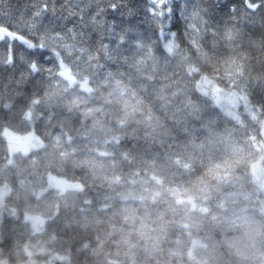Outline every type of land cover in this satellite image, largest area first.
Wrapping results in <instances>:
<instances>
[{"label": "trees", "instance_id": "1", "mask_svg": "<svg viewBox=\"0 0 264 264\" xmlns=\"http://www.w3.org/2000/svg\"><path fill=\"white\" fill-rule=\"evenodd\" d=\"M237 29L243 39H228ZM222 32L124 68L121 86L93 79V91H60L31 115L0 113V264H264V192L252 170L264 152V109L254 107L264 56L258 62L247 40L264 32V6L256 16L238 9ZM219 89L235 94L260 153L228 143ZM28 135L40 147L11 154L8 137ZM218 169L240 179V193ZM53 179L79 188L61 192ZM237 210L254 219L248 234L229 227ZM27 217L42 220L39 233ZM248 241L256 251L240 252Z\"/></svg>", "mask_w": 264, "mask_h": 264}, {"label": "snow or ice", "instance_id": "2", "mask_svg": "<svg viewBox=\"0 0 264 264\" xmlns=\"http://www.w3.org/2000/svg\"><path fill=\"white\" fill-rule=\"evenodd\" d=\"M251 0H0V113L50 101L60 91H93L123 69L147 58L174 54L180 43L196 47L201 32L224 35V22L238 9H256ZM243 39L239 29L228 34ZM254 58L264 56V32L247 37ZM254 90V107L264 109V73ZM195 91H208L196 81ZM73 94L70 103L77 102ZM250 102L246 97H241ZM219 103V101H216ZM193 117L200 106L190 98Z\"/></svg>", "mask_w": 264, "mask_h": 264}, {"label": "rangeland", "instance_id": "3", "mask_svg": "<svg viewBox=\"0 0 264 264\" xmlns=\"http://www.w3.org/2000/svg\"><path fill=\"white\" fill-rule=\"evenodd\" d=\"M236 77H238L236 75ZM240 78V77H239ZM232 79H235V76L232 77ZM238 85V84H236ZM217 96H218V100L221 103L220 104V114L223 116H226V118L223 119V123L225 125H227L229 127V131H223V133L225 135H228L227 137L229 138L228 143L232 144V147H234L236 150H238V148L242 147L240 151H246L247 149H249V151H255V152H259L262 149L260 143L258 141H256V139L254 138V136H252V134L250 132H243L242 131V127H241V122L238 120V116H237V103L235 102V94L230 93L229 91H222V90H218L217 91ZM237 122V123H235ZM234 126L236 129H233L232 127H230L229 125ZM236 124L240 125V127H237ZM224 128V125H223ZM226 129V128H224ZM264 130V128H263ZM235 132V134H234ZM227 133V134H226ZM262 133H264L262 131ZM11 139H17L18 142H23L26 146L27 151H34L36 149H38L40 147V142L39 140L34 137L33 135H28L26 137L23 138H17V137H13V136H9L8 140ZM231 147V148H232ZM233 149V148H232ZM9 150L11 152V154H14L16 152H20L21 148L18 150L17 148H15L14 146H9ZM248 151V152H249ZM253 170V182L255 185L261 187V182L264 178V152L258 156V160L255 162V165L252 168ZM219 172H217V174L219 176L222 177L224 182L229 181V183L232 184V194H238L237 192H241V188L237 189L238 186V182L237 179L234 175H229V177H226L225 174L223 173V171L221 169H218ZM240 180V179H238ZM242 183V182H241ZM50 184L53 188H56L57 190L64 192L68 189L74 188V189H78L79 186L78 185H72V184H68L64 181L61 180H56L53 179L50 181ZM3 196V197H2ZM231 196V195H230ZM5 194L0 192V218H1V214L4 212V198ZM26 222L30 224L32 231L34 233H39L42 228H43V222L40 219H36L33 217H27ZM234 225H239V226H243V228H245V233H249L251 230V226L254 225V219L248 214V212L242 210H237L235 212L234 217L229 221V227L234 226ZM245 236L242 233L241 238L243 239ZM234 238V237H233ZM234 241H238V239L235 237L234 239H232ZM228 241H230L228 239ZM246 246H244V248L240 249V252L243 251H251V252H255L256 251V246L255 243L252 241H248V243L245 244ZM25 248V246H24ZM26 254L28 256H31V250L29 249V247L25 248Z\"/></svg>", "mask_w": 264, "mask_h": 264}, {"label": "flooded vegetation", "instance_id": "4", "mask_svg": "<svg viewBox=\"0 0 264 264\" xmlns=\"http://www.w3.org/2000/svg\"><path fill=\"white\" fill-rule=\"evenodd\" d=\"M259 0H251V3L253 5H255L256 3H258ZM260 8L258 9V11L256 13H251L248 8H245V12L248 13V14H251L253 16H256L259 12ZM8 143H9V146H14L15 148H17L18 150L21 148L20 152H22L23 154H27L28 151L26 149V146L23 142H18L17 139H11V140H8ZM1 193H4L3 191H0ZM3 197V196H2Z\"/></svg>", "mask_w": 264, "mask_h": 264}, {"label": "water", "instance_id": "5", "mask_svg": "<svg viewBox=\"0 0 264 264\" xmlns=\"http://www.w3.org/2000/svg\"><path fill=\"white\" fill-rule=\"evenodd\" d=\"M259 9V8H258ZM258 9H256V11L255 12H253L251 9H248L251 13H256L257 11H258ZM261 190L264 192V178H263V180H262V182H261Z\"/></svg>", "mask_w": 264, "mask_h": 264}]
</instances>
